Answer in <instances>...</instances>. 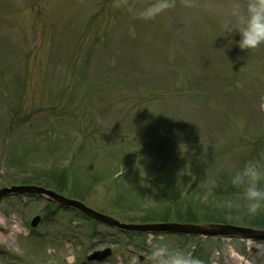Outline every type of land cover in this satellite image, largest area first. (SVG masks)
Returning <instances> with one entry per match:
<instances>
[{
	"label": "rangeland",
	"instance_id": "obj_1",
	"mask_svg": "<svg viewBox=\"0 0 264 264\" xmlns=\"http://www.w3.org/2000/svg\"><path fill=\"white\" fill-rule=\"evenodd\" d=\"M231 2L0 0V188L52 185L137 222L263 219L231 183L246 161L264 164V45L226 53L215 40ZM88 223L41 196H5L0 264H85L103 246V264H165L184 241L154 234L141 249V236ZM239 244L189 237L179 252L264 264L263 244Z\"/></svg>",
	"mask_w": 264,
	"mask_h": 264
},
{
	"label": "clouds",
	"instance_id": "obj_2",
	"mask_svg": "<svg viewBox=\"0 0 264 264\" xmlns=\"http://www.w3.org/2000/svg\"><path fill=\"white\" fill-rule=\"evenodd\" d=\"M222 35L226 43L224 51L233 44L242 50H255L264 45V0H232L229 11L221 23ZM239 39H236V36ZM227 53V52H226ZM135 151V150H132ZM264 164L258 160H248L242 169L231 177L234 186H244V197L250 213H257L264 207ZM165 264H202L192 256L177 252Z\"/></svg>",
	"mask_w": 264,
	"mask_h": 264
},
{
	"label": "water",
	"instance_id": "obj_3",
	"mask_svg": "<svg viewBox=\"0 0 264 264\" xmlns=\"http://www.w3.org/2000/svg\"><path fill=\"white\" fill-rule=\"evenodd\" d=\"M41 194L45 195L49 199H52L63 206H72L83 214L93 218L97 221L107 223L112 226H116L124 230H137V231H165L174 233H194L201 235H235L237 237L252 238L257 240H264V231L254 230L248 228H240L224 224H180V223H154V224H125L119 221L96 212L83 203L65 198L64 196L52 191L35 185H17L11 187H5L0 189V198L7 194ZM38 218H35L33 224L37 222Z\"/></svg>",
	"mask_w": 264,
	"mask_h": 264
}]
</instances>
